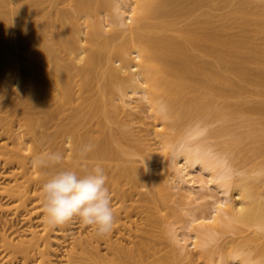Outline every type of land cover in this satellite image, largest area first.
Listing matches in <instances>:
<instances>
[{
  "label": "bare ground",
  "instance_id": "1",
  "mask_svg": "<svg viewBox=\"0 0 264 264\" xmlns=\"http://www.w3.org/2000/svg\"><path fill=\"white\" fill-rule=\"evenodd\" d=\"M118 100L170 122L146 129L159 169L145 175L127 158L131 133L108 121ZM249 114L264 118V0H0V264H264V153L249 150L250 175L235 165L241 151L221 155L211 142L228 128L208 129ZM182 125L178 140L156 129ZM246 139L264 143V133ZM48 152L62 164L32 166ZM97 164L113 230L99 236L78 217L48 225L42 185ZM175 188L196 204L182 233L163 217ZM170 238L175 255L161 248Z\"/></svg>",
  "mask_w": 264,
  "mask_h": 264
},
{
  "label": "rangeland",
  "instance_id": "2",
  "mask_svg": "<svg viewBox=\"0 0 264 264\" xmlns=\"http://www.w3.org/2000/svg\"><path fill=\"white\" fill-rule=\"evenodd\" d=\"M62 7H64V6H62ZM225 11H227V9L221 8L217 12L224 13ZM80 22L84 23V19H82ZM118 101H116L115 104L113 103L114 106L111 104L108 107L109 108L108 109L109 110V116H110V120H108V121H110L109 126L112 129H114L116 132H118V131L120 132V131L125 130V131H128L127 133H131V134H129L130 136L127 138L128 140H126V141L124 140L126 143L124 142V144H123V145H125L124 148H126L125 151L128 150V153L130 152V155L133 154L132 156L129 155L128 157L126 154V157L131 161V162L130 161L129 162L132 163L133 165L135 164L134 166H136L138 168H143L144 171H145V167L146 166L148 167L150 165H152V167L153 166L155 167V168H153L154 170L159 169V163H161V160L158 161V160H156V158L155 159L151 158L152 155H151V152L149 150L152 149V146H153V150L154 149L155 150L152 151V154L159 153V152L162 153V152H161V150L156 151V149L157 148L159 149V147H160V145H158L159 142L158 141H157L158 143L156 142V145H158V147L155 145V143L153 144V142H155L156 138H153V134H151V132L148 130L150 128H153L152 124L154 125V124H158V123L162 122V123L168 125L170 122L168 123V121L160 120L158 118L147 119L146 117L143 116V115L146 116V114L142 115V113H140V114L136 113L135 115H133L135 113L134 111H136L138 109L132 110L130 107H128L133 111V112L132 111L130 112V111H128L129 109L127 108V106H126V108H124V106H122L121 102L120 101L118 102ZM133 102L131 101V103L134 105L135 101H133ZM133 105L131 107H133ZM126 109H128V110H126ZM139 110H138V112L141 111V110L140 111ZM137 115H138V117H137ZM140 115L143 116V118H146L147 120L145 119V121H143V119H140V118H142V117H140ZM205 122H206V120H204V119H196V120L192 121L190 126L198 125V124L202 125ZM125 123H126V125H125ZM145 123H147V125H145ZM122 124H124V125H122ZM222 126H226L228 128V132L226 134L218 133L217 136L211 140V142L215 145L216 151L221 155L222 154L229 155L231 153L241 151V153L244 155V158L240 161H236L235 165L238 168H241L242 170L247 171L248 174H250V175L253 174L254 169L249 165L248 160H246L247 158H249L250 156L253 155V153L252 152L250 153L249 150L251 148H257L260 151V153L263 154L264 153V143L261 141H258V140L251 142V141H248L246 139V137L249 133H255L256 135L264 133V118L259 117L258 115L249 114V115H245L243 118H238V117L233 116V117H230V118H227L224 120L214 119V120L209 121L208 129H210V130L220 129ZM188 127L185 125L184 126L182 125V126L176 127L174 130L166 129L165 127L160 128V129L156 128V129L160 130L161 132H164V133H169L171 135H175V139L178 140L179 138H181L186 133V129ZM146 129H148V130L146 131ZM149 132H150L149 136H152V137H147V134ZM154 137H156V136H154ZM147 138H149V140ZM151 138H153L154 140L152 139L153 140L152 141ZM157 140H159V138ZM147 141H149V142H147ZM149 143H151L152 145H150L151 148H149V150H148L147 146ZM144 150H145V153H144ZM148 152H149V154H148ZM164 153L167 155V157L170 156V150H165ZM147 159L149 162H146ZM132 160H133V162H132ZM255 160L258 164H260L264 161V156L259 155L258 157H256ZM147 164H149V165H147ZM143 169H141V170H143ZM147 170H149V169H146V171ZM146 174H147V172L145 173V175ZM142 177H144V172L142 174ZM154 177L153 178L155 180L154 179L153 180L155 182H157L156 181L157 179H159V181L161 179L160 178L161 176L158 174H156V176H154ZM165 186L170 187L166 183H165ZM150 188L155 192L156 188H153V187H150ZM150 188H147V187L146 188H140L139 190L143 193H147V192L149 193L148 190ZM168 190L170 192L172 191L171 188H168L167 191ZM173 193H175L174 194L175 196L172 195ZM173 193L172 194L170 193L172 195V198H170L171 202H169L166 205H163L162 210H163L164 215L163 214H161V215H163V217L166 216V218L169 219L170 224L174 223V224H171V227L173 225H175L176 228L174 226L173 227L175 229L179 230V232L178 231L177 232L182 233L183 231H181L182 230L181 226H183L185 224L186 217H187L186 215H184V212L195 208L196 204H194L191 200H188L186 198V196H184V195H186L185 192L176 190V188H175V190L173 189ZM202 205L208 206V204H206L205 202H202ZM184 208L187 210H185ZM175 209H177V210H175ZM173 210L175 213L173 212ZM135 218L137 219V221L138 220L140 221V219L142 217H135ZM140 222L142 223V221H140ZM140 222H137V223L139 224ZM161 226H162V228H161ZM161 226L159 227V228H161V231L163 230L162 232H164L167 229V233L166 232L165 233H159L161 231L158 230V233L162 234V235H159V237L163 236V235L168 237V235H171L170 233H168V230L171 228V227H169V225L163 224ZM165 226H167V227H165ZM164 228H166V229L164 230ZM91 230H92V228H91ZM74 232L77 233V230H75ZM74 235H75V233H74ZM71 236H73V233H71L68 236V238ZM165 236H163L162 238H164ZM224 239L225 238H223V240L221 239V241H224ZM165 241H166V243L170 244L169 248H171V245L174 247V248L172 247L173 248L172 252H169V251H171L169 248H168L169 250L167 249V244L165 243ZM165 241L164 240L162 242H161V240L158 241V242H161V244L164 243L163 244L164 246L163 245L161 246V248L163 249V254L175 255V253L178 252V248H176L177 246L175 247L176 244L171 242L172 241L171 238L169 240H165ZM163 247H165L166 252L164 251ZM167 251H168V253H167ZM184 263H186V262L183 261V263H181V264H184Z\"/></svg>",
  "mask_w": 264,
  "mask_h": 264
},
{
  "label": "clouds",
  "instance_id": "3",
  "mask_svg": "<svg viewBox=\"0 0 264 264\" xmlns=\"http://www.w3.org/2000/svg\"><path fill=\"white\" fill-rule=\"evenodd\" d=\"M92 150L86 145L81 151L83 158ZM60 152H48L31 160L36 168L62 164ZM43 212L45 221L52 227L63 225L73 218H79L87 226H95L97 235L105 236L114 227L115 214L111 206V193L106 186L104 169L95 165L90 172L61 169L43 185ZM237 257H233L235 261Z\"/></svg>",
  "mask_w": 264,
  "mask_h": 264
}]
</instances>
